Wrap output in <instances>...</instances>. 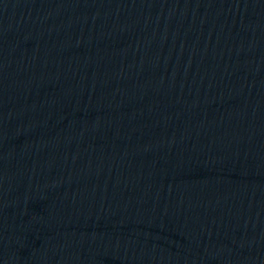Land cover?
<instances>
[{
	"label": "water",
	"instance_id": "water-1",
	"mask_svg": "<svg viewBox=\"0 0 264 264\" xmlns=\"http://www.w3.org/2000/svg\"><path fill=\"white\" fill-rule=\"evenodd\" d=\"M0 264H264V0H0Z\"/></svg>",
	"mask_w": 264,
	"mask_h": 264
}]
</instances>
